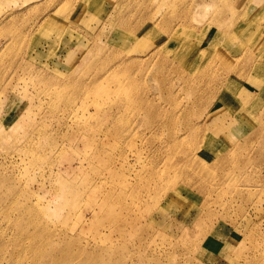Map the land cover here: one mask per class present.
<instances>
[{"label": "rangeland", "instance_id": "1", "mask_svg": "<svg viewBox=\"0 0 264 264\" xmlns=\"http://www.w3.org/2000/svg\"><path fill=\"white\" fill-rule=\"evenodd\" d=\"M199 1L0 0V264H264V0ZM63 91L77 97L56 109ZM101 106L120 118L79 130ZM23 116L58 140L66 122L73 143L52 165L13 142ZM201 177L222 187L214 202ZM109 194L111 230L108 210L91 213Z\"/></svg>", "mask_w": 264, "mask_h": 264}, {"label": "bare ground", "instance_id": "2", "mask_svg": "<svg viewBox=\"0 0 264 264\" xmlns=\"http://www.w3.org/2000/svg\"><path fill=\"white\" fill-rule=\"evenodd\" d=\"M198 1V0H197ZM213 4H216L218 6V12L220 13H227V12H233L234 10V7H232L229 3L230 0H211ZM177 3V1H176ZM173 6H176L174 2H172ZM222 4H224V6H222ZM201 5L206 8L208 5L206 3L205 0H200L198 3L195 4L194 8L195 10L197 9H201ZM221 5V6H220ZM241 9V8H240ZM243 10V8L241 9ZM252 17V16H251ZM236 22V21H235ZM244 22V21H243ZM259 27V26H258ZM257 27V28H258ZM261 28V27H260ZM258 30V29H257ZM255 31V30H254ZM255 33V32H254ZM257 33V32H256ZM199 34V33H198ZM201 35V34H200ZM255 36V35H254ZM260 40V38H259ZM256 46V45H255ZM264 46L262 45V48ZM258 50V49H256ZM264 51V49H263ZM234 61V60H233ZM232 63V62H231ZM234 63V62H233ZM232 63V64H233ZM232 67V65L230 66ZM87 93L88 94H91L92 92H95V93H98L99 91L98 90H91L90 87H89V84H87ZM198 93V88H194L191 92L192 95H195ZM64 96H65V92L63 91V94L60 96L59 93H57V95L55 96L56 97V109H59V108H63V107H66V108H70L72 107V104H73V100L76 99V95H72L69 99L65 100L64 99ZM54 97V98H55ZM48 101H49V98H48ZM42 102V101H41ZM61 102V103H60ZM190 103H195V100H191ZM114 102L110 104V106H107L106 108H113L115 107L114 106ZM119 105V104H117ZM148 104H146L144 107H140L137 109V111L139 112V114L141 112H143L145 114L144 116V122L147 121V122H150V121H154L156 120L155 117H158V115H152L150 116V113L152 111H149V109L147 108ZM49 111H51L50 109H48ZM104 110H105V107L104 106H101L95 115H90L89 117H86V119H81L77 122L78 126H79V130H84V131H87L89 130V127L92 126V129L91 131L97 127L98 125L101 124H104L110 120H116L117 118H120V115H115L116 113H114L112 110H109L108 113H104ZM219 110V109H218ZM207 111V112H206ZM205 112L203 111L201 114L202 116L205 114L208 113V118H210L212 116L211 119H213V124L215 126H213L214 128H217L218 126V116H220V113H223L224 111H222L221 109L219 111H216V113H214V115H211V113L209 112V109L206 110ZM52 112V111H51ZM137 114V113H136ZM147 114H148V119H147ZM18 115V114H17ZM17 115L15 116L17 118ZM150 116V117H149ZM188 116V110H186L185 112H181L179 115L178 114H165V116L163 117L162 120H169V121H178L179 118L181 119H185L187 118ZM66 117V110H64V112L62 113V119H65ZM117 117V118H116ZM178 117V118H177ZM215 117V118H213ZM227 119V118H226ZM17 120V119H16ZM16 125L14 126H17V129L16 130H13V133L15 135H17L15 137V139L13 140V142H17V139H23L24 140V149L26 150H29L31 152H35V151H40L41 154L44 156V157H47V162L52 165L53 163V158L54 156L58 155V154H61L62 152L66 151L68 148V145L71 143H73V138L69 137L67 133L61 131V129L64 127L65 125V121L62 122L60 124V129H59V140L57 138L53 139V137L51 136V134L49 132H52V127H48L49 131L46 130L45 128H36L31 120V118H27L25 116L19 118L16 122ZM95 123V125H94ZM147 124V123H145ZM212 124V125H213ZM22 128V131H20ZM218 132H222V130H228L230 129V131L234 134H238V131H240V129H235V126H230V127H226L225 124L224 125H221L220 128H217ZM139 131V130H137ZM102 132V131H101ZM127 132H129L130 134H132L131 132V126H126V127H116V128H113L112 130H110V134L111 135H116L117 137H120V138H123V137H127ZM109 133L106 134V137H109L110 135ZM129 134V135H130ZM6 137V141L9 142V135H5ZM93 142V141H92ZM196 142V141H195ZM94 143V142H93ZM201 148V146H200ZM96 150L97 152L99 153V147L97 146L96 147ZM239 151V150H238ZM237 151V152H238ZM217 157V155L215 154V151L213 152V155L210 154V156H208V158H211L212 162H214V159ZM128 157H126L127 159ZM202 162L199 163V167L201 170H203V168L205 167V165L201 164ZM37 165V160L34 159V160H31L29 163H28V166L29 167H35ZM192 166V165H191ZM198 165H195V168H197ZM113 169L117 170L118 167H114ZM98 170H102L100 167H98L96 169V172H98ZM185 172H187L188 170H183ZM113 172L115 173L114 170L111 171V174H113ZM114 175V174H113ZM184 176V175H182ZM185 177V176H184ZM103 178L100 177L99 180H101ZM186 178L188 179H191L192 177H188L186 176ZM98 180V181H99ZM89 181L90 179L86 180V184H85V187L84 189L87 188V186L89 185ZM201 182L199 183L198 186H195V187H198V190L200 192V195L202 197L205 196L206 198V203L209 202V201H212L214 202V198L215 196H218L220 194H222V187H210L209 185H206V183L209 182L208 179L204 178V177H201ZM6 182L9 184V180L7 179ZM147 182L146 179L144 180H141L138 185L141 186V184ZM150 183V185H153V186H156L157 185V182H153V181H148ZM149 183H147L149 185ZM202 186H201V185ZM149 185V188H151V186ZM18 193V192H17ZM17 193H15L12 197V201H13V204L15 207L19 208L21 207V211L24 210L25 208L22 206L23 203L26 201V200H20V199H17L16 198V195ZM237 194L238 196L241 194V191L240 189L237 190ZM82 194L75 191L74 189L72 190V200L69 202L68 206L71 208V212H70V215L72 217V214H75V215H78L80 214V204L78 202V198L81 196ZM178 197V196H177ZM112 200H114V197L109 194L106 199L104 201H102V203L99 204L98 206V211L97 209H95L96 206H92L91 208V213H92V218H94V216H97L99 213L103 215V213L107 212L108 210V214L111 216L110 218V227L109 229L111 230L112 228V225H113V212H112ZM205 203V205H206ZM204 205V206H205ZM207 212V210H206ZM209 216V214H208ZM211 216V214H210ZM81 222L83 223H89V219H86V217H81ZM107 224V223H106ZM105 224V225H106ZM105 225L103 224V222L101 223V227H104L105 228ZM212 229L214 228L213 226L211 227ZM101 230V229H100ZM211 239L213 238H209L208 241H210ZM206 240V239H205ZM204 240V241H205ZM198 241V240H197ZM200 241V240H199ZM213 242V241H212ZM211 242V243H212ZM203 243V242H202ZM201 247V244H199V246L197 247L196 245L194 246V250H196V248H199ZM84 251V250H82Z\"/></svg>", "mask_w": 264, "mask_h": 264}]
</instances>
